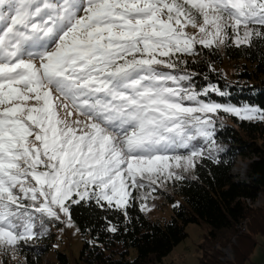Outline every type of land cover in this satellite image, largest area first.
<instances>
[{
	"label": "snow or ice",
	"instance_id": "snow-or-ice-1",
	"mask_svg": "<svg viewBox=\"0 0 264 264\" xmlns=\"http://www.w3.org/2000/svg\"><path fill=\"white\" fill-rule=\"evenodd\" d=\"M261 28L264 0H0V247L34 239L35 213L70 221L69 200L127 215L139 191L150 210L158 187L204 157L192 142L214 143L213 115L264 119L162 70L229 29L240 45Z\"/></svg>",
	"mask_w": 264,
	"mask_h": 264
},
{
	"label": "trees",
	"instance_id": "trees-1",
	"mask_svg": "<svg viewBox=\"0 0 264 264\" xmlns=\"http://www.w3.org/2000/svg\"><path fill=\"white\" fill-rule=\"evenodd\" d=\"M231 31V30H229ZM248 44L237 45L233 35L222 45L204 48L197 45L194 55L180 58L179 73L190 74L186 82L195 91L206 87L215 101L231 105H249L264 113V28ZM226 64L234 73L227 75ZM229 117V116H228ZM216 124L217 142L224 151L217 157H203L196 163L193 176H184L174 186L171 218L153 221L135 198L125 210L97 203L96 200L71 203L69 213L83 238L79 264H162L165 257L187 239V226L207 224L209 231L199 248L204 256L198 264H246L252 260L264 238V207L254 209L245 200L264 197V120H240ZM249 160L245 178L236 172L237 158ZM180 197L177 203L176 197ZM248 222V230L237 237L235 261L223 263L215 244L227 245L238 235L239 225ZM115 227V232L110 231ZM19 252L24 264H42L50 246L21 242ZM210 249V250H209ZM136 256L129 260L130 252ZM210 251V252H209ZM57 264H70L66 254H57Z\"/></svg>",
	"mask_w": 264,
	"mask_h": 264
},
{
	"label": "rangeland",
	"instance_id": "rangeland-1",
	"mask_svg": "<svg viewBox=\"0 0 264 264\" xmlns=\"http://www.w3.org/2000/svg\"><path fill=\"white\" fill-rule=\"evenodd\" d=\"M198 22H202V20H200L199 17H198ZM229 30L227 31V33L228 35L231 34L232 36L233 34ZM187 32L189 34H194L197 32V29H194L189 26ZM181 69L182 66L178 64V66L175 69H162V70L166 72H172L173 74H177V75H184L183 73H179ZM224 71L227 75H231V76L234 73V69L229 64H226L224 66ZM186 82L187 81H184L182 83H184V85L186 86ZM205 89H212V88L206 87ZM203 90L198 92H202ZM215 92L216 91H209L207 96H201L200 99L204 100L205 102L220 104L222 107L238 108L241 109L242 112L246 108H253L258 110V113H263V111H261L259 108L254 106L231 105L229 103L215 101L210 96V94H213ZM232 117H238L240 120H243L240 116H237L233 113H225L223 111H219L217 114L213 115V120L215 122L213 128L214 143H210L204 140L203 138H198L197 140L192 142L194 145H196L198 149L203 151L204 157L215 158L224 151L223 147L217 142L216 124H222L229 121L231 122ZM257 119H260L259 115H257V118L252 120H257ZM244 120H248V119H244ZM178 151L180 153L187 154L188 150L179 149ZM199 161L200 159L197 160V162ZM248 161L249 160L246 161L241 157L237 158L236 172L240 173L239 174L240 176L241 174L246 173ZM195 167L187 172H183V177L186 175L192 177ZM177 181L179 180L167 181L163 186L158 187L157 191L153 193L152 196L146 201L148 208L150 210H142V211L148 218H150L153 221H165L171 218L172 207L174 206V204L170 201L169 196H174V186ZM146 190L147 189L140 191H146ZM175 197L177 203H179L180 197L178 196ZM135 198L139 201L141 207L139 191H132L131 196L128 197V203L125 206L126 209L130 205L131 201L134 200ZM72 199H77V197L73 196ZM91 199L96 200L94 197H91V198H85L81 201H88ZM245 202H248L246 204L254 209L264 207L263 196H259L256 202L250 200H245ZM71 203H72L71 200L66 201V206L70 205ZM35 216H36V223L34 227L35 238L27 242L33 244L46 243L50 246L48 252L42 258V264H57L58 253L66 254L70 264H79L81 262L80 260L81 250L83 248L84 243H83L82 235L78 230V228L76 227L75 223L72 221L71 217L69 221V217L64 216L63 214H61L60 220H56L54 218L48 217L46 215H42L40 213H35ZM41 221L43 222L41 223ZM238 228H239L238 235L231 240L230 244L227 245H222L220 243L215 244L214 248L212 249V251L214 252L221 253L220 256H221V261H223V263H229L235 261L234 248L237 246V237L247 232L248 222L246 221L244 224L242 223L241 225H239ZM208 231H209V227L205 223L201 225L191 224L187 226V233H188L187 239L184 240L181 244H179L171 252V254L165 257L162 264H198L199 260L204 256V252L200 250L199 246L204 241V238L207 235ZM259 241H260V245L257 248V250L254 252L252 256V260L250 262H247L246 264H264V238H259ZM21 242L17 243L14 248L5 249L3 247H0V264H24L26 262L24 256L21 255L19 252L18 245ZM135 256H136V252L134 250H131L129 260H133Z\"/></svg>",
	"mask_w": 264,
	"mask_h": 264
},
{
	"label": "bare ground",
	"instance_id": "bare-ground-1",
	"mask_svg": "<svg viewBox=\"0 0 264 264\" xmlns=\"http://www.w3.org/2000/svg\"><path fill=\"white\" fill-rule=\"evenodd\" d=\"M238 174H240V173H238ZM241 179H244L245 178V174H241V177H240ZM246 203H248V202H246ZM252 204V203H251Z\"/></svg>",
	"mask_w": 264,
	"mask_h": 264
}]
</instances>
